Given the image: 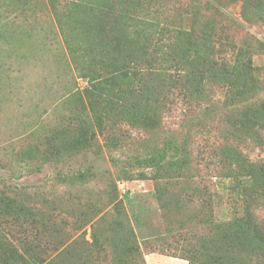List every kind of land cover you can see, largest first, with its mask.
<instances>
[{"label": "trees", "instance_id": "trees-1", "mask_svg": "<svg viewBox=\"0 0 264 264\" xmlns=\"http://www.w3.org/2000/svg\"><path fill=\"white\" fill-rule=\"evenodd\" d=\"M237 1L243 21L257 17L264 23V0L207 4L225 13L223 8ZM166 2L40 1L53 16L44 47L60 50L55 66L64 81L53 111L59 113L65 101L68 106L35 144V154H41V164L67 163V170L58 169L51 177L53 185L77 187L100 179L104 188L97 199L84 202L70 192L72 205L61 216L47 199L45 207L36 204V194L24 187L11 184L8 192L14 196L6 202L7 191H0V264H146L145 250L187 264H264V213H259L264 159L252 160L243 151L264 147V92L252 70V54L264 50V39L256 38L255 46L235 43L223 38L221 30L211 31V21L199 24L195 14L184 25L167 11ZM32 5L29 0H0V33L11 21L13 41L17 17L35 19ZM77 78L86 82L82 89ZM179 105L185 116L192 115L187 124L170 130L166 119ZM123 125L156 134L141 140L142 153L130 167L119 161L126 148L117 133ZM204 135L219 138L204 164H213L215 176L243 181L242 211L228 219L215 217L210 181L198 172L205 157L192 142ZM79 154H107L118 168L74 167ZM147 178L155 182L150 193L118 191L120 180ZM156 211L168 221L165 233L151 227ZM67 229L76 237L65 244L54 240L68 235Z\"/></svg>", "mask_w": 264, "mask_h": 264}, {"label": "rangeland", "instance_id": "rangeland-1", "mask_svg": "<svg viewBox=\"0 0 264 264\" xmlns=\"http://www.w3.org/2000/svg\"><path fill=\"white\" fill-rule=\"evenodd\" d=\"M37 14L32 18H24L19 20L17 17L14 33V40L11 41V21L9 25L2 29L0 33V191H7L5 202L11 198L13 193L8 192L11 184L24 187L27 192L35 193L34 201L39 204L44 199L55 207L52 212L55 214L68 212L72 205L67 198L69 193L79 198L75 201L91 198L97 199V192L104 188V182L100 179H93L90 182L78 185L77 187H69L64 184H55L51 182V177L56 170H67V163L58 164L56 167L49 164H41V154H35V144L43 140L45 135L52 127L57 125L59 114L64 112L68 104L65 101L60 106V111L55 112L53 104L55 100L63 93L62 78L58 75L55 66L56 56L60 50H55L50 46L46 47L43 35L45 29L52 31L53 16L45 6L40 5L41 0H29ZM209 0H167V11L173 15L175 19H181L184 25H189L191 16L197 15L196 19L199 24L212 23L211 31L220 32L223 38L228 37L235 43H251L255 46V39H264V23L257 17H252L248 22L241 19L240 7L241 2L231 3L228 7L223 8L225 13H216L214 9H209L207 2ZM225 4L230 0H218ZM165 7V8H166ZM237 19V22L231 17ZM2 24H6V19ZM213 29V30H212ZM32 33L31 38H26L24 33ZM21 33V35H20ZM19 35V36H18ZM61 38L57 47H61ZM13 43L14 49H11ZM61 43V44H60ZM45 46V47H44ZM256 50L252 54V70L255 77L262 86L264 92V50ZM22 51L24 56L18 52ZM77 86L82 89L86 82L77 78ZM261 91V94H263ZM218 97V95H216ZM82 98V95L79 94ZM77 98L72 97L70 102L75 105ZM66 105V106H65ZM184 107L179 105L173 114L166 119L165 126L170 130L189 122L191 113L185 116ZM168 129V131H169ZM121 132V133H119ZM120 137L125 139V150L120 155V162L129 166L134 165V156L142 153L141 140L145 137H156L154 133H148L142 129L128 128L121 126L117 131ZM124 133V134H122ZM183 134H180L182 137ZM219 138L215 136L206 137L205 135L193 140L192 148L199 152H204V161L199 165V173L209 179L210 190L212 191V207L213 213L217 219H228L232 215L241 213L244 194L243 181L240 179L221 178L215 176L216 171L213 164L206 166L208 153L217 147ZM252 160L264 159V147L243 148ZM39 152V151H37ZM90 154L85 158L80 156L74 163V167L78 163L85 168L89 163L97 166L98 169L115 171L118 166L114 165L109 155ZM98 158V159H97ZM42 165V166H41ZM72 165V164H71ZM73 166V165H72ZM133 167V166H132ZM154 180L147 179H131L120 180L117 182V188L120 194L125 190H129L131 194L144 195L154 190ZM9 197V198H8ZM103 198V197H102ZM99 199L102 205L106 202ZM47 201V202H48ZM153 205H157L156 201H152ZM46 206L43 202L41 203ZM45 209V208H44ZM264 207L259 213H264ZM62 211V213H61ZM168 221L156 211L152 216L151 227L154 231L165 233L168 229ZM67 234L58 236L54 240L66 242L76 237V233L70 229L66 230ZM89 239L88 232L84 236ZM63 243H59L61 245ZM63 244V245H64ZM170 248L168 252H171ZM143 257L146 264H187L185 259L173 257L158 252L143 251Z\"/></svg>", "mask_w": 264, "mask_h": 264}]
</instances>
